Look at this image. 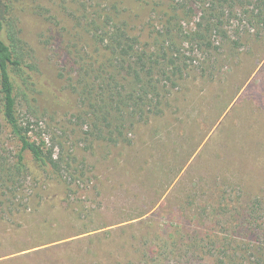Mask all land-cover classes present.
<instances>
[{
	"label": "rangeland",
	"instance_id": "1",
	"mask_svg": "<svg viewBox=\"0 0 264 264\" xmlns=\"http://www.w3.org/2000/svg\"><path fill=\"white\" fill-rule=\"evenodd\" d=\"M36 1L48 12L22 13L21 35L41 89L63 97L40 93L37 111L21 106L20 115L62 168L48 177L26 153L16 174L17 144L0 126V264H251L257 256L264 264V30L244 29L241 17L232 53L229 44L189 48L197 69L124 148L93 140L63 49L76 13L114 0ZM148 15L135 19L144 38Z\"/></svg>",
	"mask_w": 264,
	"mask_h": 264
},
{
	"label": "trees",
	"instance_id": "2",
	"mask_svg": "<svg viewBox=\"0 0 264 264\" xmlns=\"http://www.w3.org/2000/svg\"><path fill=\"white\" fill-rule=\"evenodd\" d=\"M44 12L48 10L36 0H0V126L17 144L11 168L16 174L26 169L28 153L48 177H60V157L41 138L30 135L33 123L20 115L21 106L33 114L37 111L32 101L40 93L55 101L63 97L54 88L41 89L34 52L21 35L20 15ZM145 12L149 17L143 28L150 29L144 38L135 31V19ZM237 19L244 29L254 28L260 35L264 0H114L104 11L76 13L70 22L72 31L63 41L66 61L76 64L75 74L67 79L86 107L81 111L89 119L93 140L131 146L134 141L128 134L161 116L175 86L197 69L186 55L193 52L189 48L195 45L210 53L229 44L232 53L233 42L237 45L243 36ZM226 24L233 27L234 40ZM213 35L220 38L219 46L212 42ZM253 260L251 264L263 262L261 256Z\"/></svg>",
	"mask_w": 264,
	"mask_h": 264
}]
</instances>
